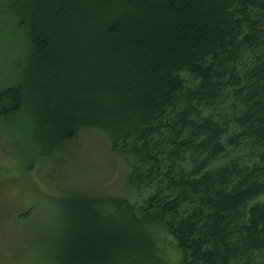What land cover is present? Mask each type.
Masks as SVG:
<instances>
[{"label":"trees","instance_id":"1","mask_svg":"<svg viewBox=\"0 0 264 264\" xmlns=\"http://www.w3.org/2000/svg\"><path fill=\"white\" fill-rule=\"evenodd\" d=\"M2 4L26 51L0 120L27 112L46 162L107 149L48 264H264V0Z\"/></svg>","mask_w":264,"mask_h":264},{"label":"rangeland","instance_id":"2","mask_svg":"<svg viewBox=\"0 0 264 264\" xmlns=\"http://www.w3.org/2000/svg\"><path fill=\"white\" fill-rule=\"evenodd\" d=\"M13 22L8 6L0 5V91L17 83L24 66L25 40ZM33 128L27 112L0 120V264H48L62 191L109 184L102 137H82V145L46 162Z\"/></svg>","mask_w":264,"mask_h":264}]
</instances>
